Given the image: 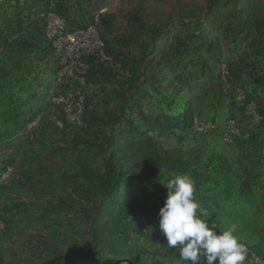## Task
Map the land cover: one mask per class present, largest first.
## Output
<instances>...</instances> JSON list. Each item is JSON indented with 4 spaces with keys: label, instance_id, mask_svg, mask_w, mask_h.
<instances>
[{
    "label": "trees",
    "instance_id": "1",
    "mask_svg": "<svg viewBox=\"0 0 264 264\" xmlns=\"http://www.w3.org/2000/svg\"><path fill=\"white\" fill-rule=\"evenodd\" d=\"M95 2L0 0V180L17 169L58 190L41 205L0 181V264H182L178 249L149 246L176 175L217 234L235 226L264 259V0ZM91 25L102 46L73 79L54 43ZM35 223L7 260L17 227Z\"/></svg>",
    "mask_w": 264,
    "mask_h": 264
},
{
    "label": "clouds",
    "instance_id": "2",
    "mask_svg": "<svg viewBox=\"0 0 264 264\" xmlns=\"http://www.w3.org/2000/svg\"><path fill=\"white\" fill-rule=\"evenodd\" d=\"M169 191L159 211V227L167 247L179 250L182 264H245L247 249L235 235V226L217 234L201 217L209 213L195 198L192 180L176 175L166 184ZM199 210V215H198Z\"/></svg>",
    "mask_w": 264,
    "mask_h": 264
},
{
    "label": "rangeland",
    "instance_id": "3",
    "mask_svg": "<svg viewBox=\"0 0 264 264\" xmlns=\"http://www.w3.org/2000/svg\"><path fill=\"white\" fill-rule=\"evenodd\" d=\"M124 0H97V2H95L94 4H92V9H94L95 12H105V11H112L114 10L117 6H119L121 4V2H123ZM83 6L86 7L87 2L84 1ZM103 7V8H102ZM101 9V11H99V9ZM93 11V10H92ZM88 13L85 11H79L76 10L74 11V16L77 17L78 19H82L84 17V15L86 16ZM55 16L53 13L52 14H47V17L49 18V20ZM57 17V16H56ZM49 28V27H48ZM90 28V27H89ZM87 28V29H89ZM87 29H83L81 30L80 28L71 31L70 33H78V32H82V37L80 40L77 39V37H73V35H70L69 37L71 38H76V41L74 40L73 43V47L74 44H76L75 49L79 50V53L75 54V59H77L76 64L72 65H66V64H62V68L64 71H67L68 73L71 74V76L73 77V79H80L82 71L79 70L78 68V61L79 58L81 57V55H85L88 54L87 52L89 51H97L96 49L99 48V42L96 39L93 32H91V30H87ZM49 32V31H48ZM87 32V33H86ZM49 35H52L49 33ZM86 35V36H85ZM83 40V41H82ZM97 41V42H96ZM82 45V46H81ZM84 46V47H83ZM89 46V47H88ZM97 47V48H96ZM76 52V51H75ZM86 52V53H85ZM51 83H53V86H56L55 80ZM185 95L180 96L179 100H184ZM50 98H48L49 100ZM73 99L77 98H71L69 99L70 103ZM81 100V99H80ZM79 99L77 101H75L74 104H68L67 110L68 113L70 115L71 118L76 119L78 118L79 114H80V110H81V101ZM36 121H33L31 123V126H35L36 125ZM228 128L229 129H234L235 127L233 126L232 122H229L228 124ZM207 126H212V125H207ZM195 128L198 130L199 127L195 126ZM213 128V127H212ZM199 131H203V130H199ZM19 163V162H18ZM11 170V168H8ZM7 169V170H8ZM6 170V171H7ZM6 171L3 174V177H7V173ZM11 172V171H10ZM1 182H9V183H13L15 184L16 187H18L19 189L29 193L34 199L40 201L41 205H44V203H50L52 202L56 197H57V192L58 190L56 189L55 184L50 181V180H41L38 181L39 183H35V184H26L24 183L20 177L18 176V171L17 169L14 171V173L8 177V178H1L0 180ZM38 227V224H29V225H20L17 227L16 232H15V236L14 238L6 243L5 245V257L7 260H11V261H18L20 255L23 252V239L24 236L27 232H29L30 230L32 231L34 228ZM149 246L154 247V248H160L163 251H165L166 249H168L167 247V241L165 239V237H163V239L161 240L160 243H150ZM170 249V248H169Z\"/></svg>",
    "mask_w": 264,
    "mask_h": 264
},
{
    "label": "bare ground",
    "instance_id": "4",
    "mask_svg": "<svg viewBox=\"0 0 264 264\" xmlns=\"http://www.w3.org/2000/svg\"><path fill=\"white\" fill-rule=\"evenodd\" d=\"M54 18H57L56 16H54ZM57 23H60V27H61V22H60V20L57 18ZM50 27H53V18H52V21H50V24H49V28H48V31H49V33L50 34H52V35H54L55 33H57V31H58V29L60 28V27H58L57 29H51L50 30ZM90 27V28H89ZM89 27H87V28H89V29H87V28H82L81 30H83V29H87V30H91V32H93L94 33V35L93 36H95L96 37V39L98 40V42H99V44H101V46H102V42H101V40L98 38V35H97V32H96V29H95V27L93 26V25H91V26H89ZM71 32V31H70ZM70 32H66V33H64V34H62L56 41H55V43H54V47H56V48H58L59 49V51L61 50L62 51V53H63V57L61 58L62 59V64H63V62L66 60V59H68V63H71L70 65H72L73 66V64H76V60L78 59H75V54H77V53H79V50L77 49H75V46H76V44H74V47H73V45H72V48H70L71 47V37H69L70 35H73V37H77V39L78 40H80L81 39V37H82V32H78V33H70ZM87 33V32H86ZM86 36V35H85ZM76 41V40H75ZM83 41V40H82ZM97 42V41H96ZM82 46V45H81ZM100 46V47H101ZM84 47V46H83ZM89 47V46H88ZM97 48V47H96ZM99 50V49H98ZM76 51V52H75ZM89 52H91V51H89ZM95 52V51H94ZM86 53V52H85ZM88 53V52H87ZM92 53V52H91ZM62 64H61V66H62ZM67 65V64H66ZM81 66V65H80ZM82 69V68H81ZM62 70H63V68H62ZM64 71V70H63ZM64 72H67V71H64ZM68 73V72H67ZM66 99V98H65ZM55 100V99H54ZM56 101H58V102H62V101H64V97H57L56 98ZM10 172V169H8L7 171H6V173L8 174ZM0 226H2V224L0 223ZM244 243V242H243ZM246 247V246H245ZM246 249H247V247H246ZM249 251L250 250H248L247 249V254H246V260H245V264H252V262H253V258L254 259H257L261 264H264V259L263 258H261L260 256H257L256 254H249ZM198 264H206V260L205 259H201L199 262H198Z\"/></svg>",
    "mask_w": 264,
    "mask_h": 264
},
{
    "label": "built area",
    "instance_id": "5",
    "mask_svg": "<svg viewBox=\"0 0 264 264\" xmlns=\"http://www.w3.org/2000/svg\"><path fill=\"white\" fill-rule=\"evenodd\" d=\"M53 17V16H52ZM58 27H60V23H57V18H54L53 17V27H50V30L51 29H57ZM74 40H76V38H71V47L70 48H72V45H73V43H74ZM100 46H101V44H99ZM100 46H99V48H100ZM63 64H68V65H70L71 63H68V59H66L64 62H63ZM206 128H212L211 126H199V129L198 130H205ZM252 264H261L257 259H254L253 258V262H252Z\"/></svg>",
    "mask_w": 264,
    "mask_h": 264
}]
</instances>
